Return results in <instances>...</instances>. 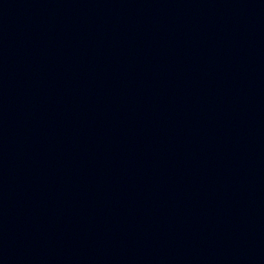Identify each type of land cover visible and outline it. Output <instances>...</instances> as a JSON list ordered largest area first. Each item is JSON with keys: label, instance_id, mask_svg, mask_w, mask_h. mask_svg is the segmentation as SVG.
Wrapping results in <instances>:
<instances>
[{"label": "water", "instance_id": "95a60500", "mask_svg": "<svg viewBox=\"0 0 264 264\" xmlns=\"http://www.w3.org/2000/svg\"><path fill=\"white\" fill-rule=\"evenodd\" d=\"M0 264H264V0H0Z\"/></svg>", "mask_w": 264, "mask_h": 264}]
</instances>
